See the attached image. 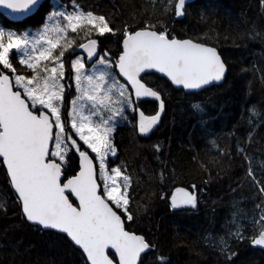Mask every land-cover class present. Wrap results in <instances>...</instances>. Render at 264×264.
Wrapping results in <instances>:
<instances>
[{
    "label": "snow or ice",
    "instance_id": "1",
    "mask_svg": "<svg viewBox=\"0 0 264 264\" xmlns=\"http://www.w3.org/2000/svg\"><path fill=\"white\" fill-rule=\"evenodd\" d=\"M186 2L168 0L175 17L185 14ZM41 3L0 0V8L10 10L5 15L11 19L20 20ZM47 20L31 39L27 33L18 35L0 27V168L5 170V182L13 190L23 220L37 232L57 235L78 247L86 264H143L141 254L155 246L126 228L135 219L129 207L132 180L120 167H109L107 157L117 151L112 133L121 121L140 136H147L159 125L166 104L159 89L147 79L153 73L166 77L176 88L193 92L222 81L226 65L214 47L177 39L147 22L139 30L128 25L110 27L112 21L104 15L75 6L72 12L53 10ZM78 29L105 39V34H110L118 52L113 58L108 49L98 51L96 38L78 45L86 57L76 55L70 62L68 78L74 81L77 95L69 110L65 89L72 85L64 83L62 58L69 49L70 55L75 54L76 42L67 34ZM10 54L19 56V65L32 74H17ZM41 61H51L52 66L38 71ZM145 98L158 102L154 114L141 110ZM84 102L90 104L91 115L82 113ZM129 112L133 113L131 119ZM154 147L160 151V145ZM77 154L79 170L68 177L66 170ZM248 175H253L251 169ZM260 193L264 194V186ZM169 196L173 209L196 207L195 193L183 187H175ZM159 198L166 196L162 193ZM260 221L264 222V214ZM240 232L237 226L233 235L243 239ZM220 243L226 250V241L221 238ZM252 243L264 246V226ZM158 259L164 264L163 257Z\"/></svg>",
    "mask_w": 264,
    "mask_h": 264
},
{
    "label": "trees",
    "instance_id": "2",
    "mask_svg": "<svg viewBox=\"0 0 264 264\" xmlns=\"http://www.w3.org/2000/svg\"><path fill=\"white\" fill-rule=\"evenodd\" d=\"M58 2L67 10L75 6L104 15L110 27L139 30L147 22L219 51L228 68L220 86L184 93L156 75L147 78L162 93L166 113L147 138L130 124L116 128L118 153L109 164L132 180L129 207L135 219L127 230L155 246L142 256L143 264H161L158 257L164 264H264V248L252 243L264 226V0H187L181 17L174 16L168 0ZM105 36L97 38L99 51L108 49L115 58V38ZM141 104L146 114L157 107ZM77 170L75 157L66 175ZM175 187L194 192L196 207L171 208ZM162 193L166 199L159 198ZM0 205V264H86L70 243L23 220L3 168ZM237 226L243 239L233 235Z\"/></svg>",
    "mask_w": 264,
    "mask_h": 264
},
{
    "label": "rangeland",
    "instance_id": "3",
    "mask_svg": "<svg viewBox=\"0 0 264 264\" xmlns=\"http://www.w3.org/2000/svg\"><path fill=\"white\" fill-rule=\"evenodd\" d=\"M44 4H45V7L42 10H41V7H40L39 11L34 15L35 17L33 19H31V20L27 19V20H25L22 23L12 24V25H15V26H11V27L5 26L4 22H3V19H0V27L4 28L5 31H9V30L15 31L18 35H22L24 33H27L29 35V38L31 39L32 37L36 36L43 29V27H44V25L46 23H49V21L47 20V17L51 14V12L53 10H56V11L67 10L58 2V0H47V2H45ZM75 8L79 9L78 7H75ZM73 10H74V8H72L70 10H67V11L68 12H72ZM61 20H62V18H61ZM50 35H51V37L53 39L56 38V34L55 33H52ZM67 38L75 40L76 43L73 45V47L75 49H77L78 45H79L78 42H80L81 39H84V38L86 39L87 38L85 40V41H87L90 38H96V39L99 38L100 39L102 37H98L95 33H92L91 36H90L86 30L78 29L76 33H72L69 30V32L67 34ZM85 41H83V42H85ZM83 42H81V43H83ZM59 50L60 49L55 50L53 55H56ZM71 52H72V50L69 49L68 51L65 52V55L62 58L65 61V81H64V83H66V84L70 83L72 85V87L70 89L69 88L65 89V105L68 107L69 110L71 109L70 101L72 99H74L76 97V95H77V93L75 91L74 81H71L68 78L69 77V71H70V62H71V59L76 58V55L84 56L83 54H75V55L71 54L70 55ZM30 54H31V50H30ZM10 58L12 59V62L14 64V66L17 68V74H24L26 76H30L32 74L31 70H28L26 67H24L22 65H19V63H18V59L20 58L19 56H13L12 54H10ZM45 65H48L49 67H51L52 66L51 65V61H41L40 66L38 67V71H40V69H42ZM86 68L90 69L91 65H86ZM0 69H2V65H0ZM4 71L7 72V70H4ZM40 74H41V76H43L44 72L41 71ZM113 96H115V93H113ZM81 111H82V113L85 116L91 115L92 109H91L90 104H88L87 102H84ZM62 112H64V109H62ZM108 114H109L108 112H104L105 116H107ZM128 115H129V118L131 119L133 113L129 112ZM92 119L96 120V119H98V117L92 116ZM126 124H128V123L125 122V121H121L116 128L123 127ZM67 126L70 129V123ZM113 133H112V137H113ZM71 134L73 135V137L75 139L78 140V137H75L74 133H71ZM79 143L82 144V141H79ZM113 143H114V139H113ZM88 151L90 152L91 150H88ZM117 153H118V151H116L115 156L109 155L107 157V160L109 162L111 160H114L115 157L117 156ZM94 155L95 154L92 153V156H94ZM76 157H77V155H76ZM77 163H78V161H77ZM109 167H114V166H111L109 164ZM255 246L256 247H260V248H264V246H259V245H255Z\"/></svg>",
    "mask_w": 264,
    "mask_h": 264
},
{
    "label": "water",
    "instance_id": "4",
    "mask_svg": "<svg viewBox=\"0 0 264 264\" xmlns=\"http://www.w3.org/2000/svg\"><path fill=\"white\" fill-rule=\"evenodd\" d=\"M45 2H47V0H42V3H41V5H40V7L45 3ZM40 7L37 9V10H35L33 13H30L29 15H27L26 17H24V18H22V19H20V20H13V19H11V17L10 16H8V15H5V13L6 12H9L10 10H5V9H2V8H0V16H2L7 22H9V23H11V24H18V23H22V22H24L25 20H27V19H29V18H31L32 16H34L38 11H39V9H40ZM191 40V39H190ZM88 41V40H87ZM87 41H85V42H83V43H87ZM195 42V41H194ZM204 45H206V44H204ZM98 46H99V42H98ZM206 46H209V45H206ZM210 47H212V46H210ZM215 48V47H214ZM216 49V48H215ZM217 50V49H216ZM98 51H99V47H98ZM217 52L219 53V51L217 50ZM75 54H83L85 57H86V53L84 52V50L83 49H80L79 47L76 49V52H75ZM74 54V55H75ZM220 54V53H219ZM221 56V55H220ZM221 59H222V57H221ZM223 60V59H222ZM224 62V61H223ZM225 63V62H224ZM88 65H91V64H88ZM226 65V64H225ZM227 71H228V68H227V66H226V72H225V75H224V78H223V80L222 81H220V82H218V83H214V84H212V85H209V86H206L204 89H201V90H197V91H193V92H189V91H187V90H184V89H179V88H176L175 86H172V85H170V82L169 81H167V78L166 77H163L161 74H159V73H153V74H155V75H157L158 77H161V78H163V79H165L166 81H167V83L173 88V89H175V90H182L184 93H199V92H201V91H203V90H205V89H209V88H211V87H215V86H220V85H222L223 83H224V80H225V77H226V75H227ZM121 79V81L123 82V78H120ZM143 101H148V102H154V103H156V105H157V108H156V110L158 109V102H156V101H153V100H151V98H145ZM165 113H166V108H165V111L162 113V115H161V121H162V119H163V117H164V115H165ZM146 114V113H145ZM147 115V114H146ZM161 121H160V123H161ZM159 123V124H160ZM159 126V125H158ZM157 126V127H158ZM155 129V128H154ZM153 129V130H154ZM136 132H137V135L140 137V138H147V137H149V135L151 134V132L147 135V136H140L139 135V133H138V130H136ZM77 161H78V170H79V157H78V154H77ZM4 170V169H3ZM78 170H77V172H78ZM4 172H5V170H4ZM12 193H13V190H12ZM14 195V194H13ZM15 196V195H14ZM22 214V213H21ZM27 223V222H26ZM28 224V223H27ZM137 235H139V234H137ZM72 247L73 248H75L76 250H78L80 253H81V255H82V250H80L78 247H75V246H73L72 245ZM150 250V249H149ZM149 250H146V252L145 253H142L141 255L142 256H144V255H146L148 252H149ZM109 252H110V254H111V250H109ZM83 256V258L85 259V261H86V257L84 256V255H82Z\"/></svg>",
    "mask_w": 264,
    "mask_h": 264
},
{
    "label": "bare ground",
    "instance_id": "5",
    "mask_svg": "<svg viewBox=\"0 0 264 264\" xmlns=\"http://www.w3.org/2000/svg\"><path fill=\"white\" fill-rule=\"evenodd\" d=\"M153 75H155V74H153ZM157 76V75H156ZM161 78V77H160ZM163 79V78H162ZM165 80V79H164ZM140 235V234H139Z\"/></svg>",
    "mask_w": 264,
    "mask_h": 264
},
{
    "label": "flooded vegetation",
    "instance_id": "6",
    "mask_svg": "<svg viewBox=\"0 0 264 264\" xmlns=\"http://www.w3.org/2000/svg\"><path fill=\"white\" fill-rule=\"evenodd\" d=\"M142 102H148V101H142ZM136 131V130H135Z\"/></svg>",
    "mask_w": 264,
    "mask_h": 264
}]
</instances>
